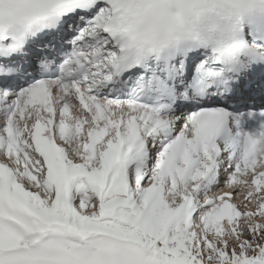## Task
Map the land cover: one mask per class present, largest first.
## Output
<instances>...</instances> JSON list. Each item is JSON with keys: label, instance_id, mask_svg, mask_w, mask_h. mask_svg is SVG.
<instances>
[{"label": "snow or ice", "instance_id": "obj_1", "mask_svg": "<svg viewBox=\"0 0 264 264\" xmlns=\"http://www.w3.org/2000/svg\"><path fill=\"white\" fill-rule=\"evenodd\" d=\"M0 264H264V0H0Z\"/></svg>", "mask_w": 264, "mask_h": 264}]
</instances>
